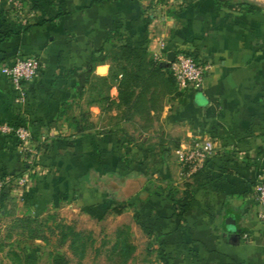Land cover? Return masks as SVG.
Listing matches in <instances>:
<instances>
[{
	"label": "crops",
	"instance_id": "obj_1",
	"mask_svg": "<svg viewBox=\"0 0 264 264\" xmlns=\"http://www.w3.org/2000/svg\"><path fill=\"white\" fill-rule=\"evenodd\" d=\"M23 1L25 23L0 0V125L31 129L34 137L48 133L50 144L33 190L0 195V241L11 221L31 212L40 217L69 207L101 221L121 215L115 209L122 204L134 219L138 211L137 225L157 248L150 264H264L254 197L264 181V0H248L261 9L256 13L217 0H169L162 20L154 12L166 0ZM126 41L152 56L186 53L210 63L203 89L166 99L158 132H142L140 141L127 124L73 134L66 113L108 74L102 61ZM29 57L42 67L18 103L1 69ZM197 136L213 137L222 149L187 176L177 150ZM20 144L0 132V178L26 171ZM135 179L140 198L121 199L120 187ZM229 218L241 232L226 226ZM10 236L32 248L0 245V264H69L65 248L58 254L42 240Z\"/></svg>",
	"mask_w": 264,
	"mask_h": 264
},
{
	"label": "rangeland",
	"instance_id": "obj_2",
	"mask_svg": "<svg viewBox=\"0 0 264 264\" xmlns=\"http://www.w3.org/2000/svg\"><path fill=\"white\" fill-rule=\"evenodd\" d=\"M113 90L109 93L107 87H104L101 95L89 91L73 104L65 115L68 119L66 121L68 129L73 134L75 133L70 125L75 119L79 120L82 125H91L90 131L127 124L130 133L134 137L137 136L138 141H140L138 136L143 134L142 132L157 129L158 115L154 116V121L151 123L140 119L132 123L120 121V111L115 105L111 106L107 98L108 95L110 99L116 97L117 93ZM122 214H115L96 221L69 207L62 208L58 212L43 214L40 217L31 212V217L39 218L38 223L33 225L35 232L32 235L39 233L45 237L47 241L44 242L50 244V247L58 254L63 253L61 250L65 248L64 254L68 257L69 264H150L157 248L137 225L132 214H127V212ZM14 220L6 226L4 232L9 237L3 238L2 236L0 245L11 246L13 249L17 246L18 249L24 251L30 250L32 246L29 242L11 239L12 234H23L21 230L13 228ZM64 235L66 238H63ZM24 237L26 240H31L26 235Z\"/></svg>",
	"mask_w": 264,
	"mask_h": 264
},
{
	"label": "built area",
	"instance_id": "obj_3",
	"mask_svg": "<svg viewBox=\"0 0 264 264\" xmlns=\"http://www.w3.org/2000/svg\"><path fill=\"white\" fill-rule=\"evenodd\" d=\"M169 0L160 4L154 12L155 19H161L163 10ZM7 13L12 15L15 21L25 23L26 8L23 0H7ZM165 45H161L164 49ZM157 61H166L167 54L159 52L153 55ZM42 64L39 58L29 57L27 59H18L11 65L3 66L1 73L8 77L18 94L17 102L24 103L27 99V87L40 73ZM212 65L208 62L196 59L185 53L178 54L175 63L171 66V71L176 79L180 92L202 90ZM0 132L3 134L15 135L20 141V154L26 161L28 167L20 176H7L0 178V195L6 190L16 197H23L29 191L36 178L43 174L44 169L40 164L41 156L47 152L50 144L48 133L34 137L31 129L25 127H14L9 124L0 125ZM222 147L211 136H197L188 144L182 145L177 150V157L180 166L184 169L187 176L198 173L208 160L212 159ZM254 197L260 207L258 219L264 225V181H260L254 188ZM244 240H250V235L244 234Z\"/></svg>",
	"mask_w": 264,
	"mask_h": 264
},
{
	"label": "trees",
	"instance_id": "obj_4",
	"mask_svg": "<svg viewBox=\"0 0 264 264\" xmlns=\"http://www.w3.org/2000/svg\"><path fill=\"white\" fill-rule=\"evenodd\" d=\"M217 2L221 7L238 8L248 13L261 11L259 7L248 0H217ZM187 55L192 56L190 54ZM102 63L110 65L109 72L106 76L99 78L97 82L92 83L90 91L101 95L104 87H107L109 93L116 89V97L110 99V95H108L109 97L107 98L111 102L110 105H115L116 109L120 111L119 117L122 122L132 123L140 119L151 123L154 121L155 115L162 113L166 99L183 95L178 89L171 67L169 68L165 63L155 60L154 56L145 51H137L134 44L130 41L117 46L110 55L106 56ZM70 125L75 130V134H83L92 129L91 125H82L77 119ZM48 149L49 146L47 147ZM140 150L144 151L142 147ZM127 169L128 164L125 162L123 163V171ZM141 188L142 183L139 180L127 181L124 186L120 187L119 196L121 199L132 201L134 196L139 195L138 192ZM31 190L33 189L31 188L26 193L31 192ZM4 193L5 191L1 196ZM138 198H140V195ZM173 202L174 207L180 204V201L173 200ZM183 207L186 208V206ZM125 209L126 206L121 204L115 209V213L122 214ZM135 219L140 223L141 219L138 211L135 213ZM38 221V217L31 216L16 218L13 228L21 230L24 236L26 235L31 240H43L46 242V238L39 233L32 235L35 232L33 225L38 223ZM142 228L144 229L143 226ZM63 238H66V235Z\"/></svg>",
	"mask_w": 264,
	"mask_h": 264
},
{
	"label": "water",
	"instance_id": "obj_5",
	"mask_svg": "<svg viewBox=\"0 0 264 264\" xmlns=\"http://www.w3.org/2000/svg\"><path fill=\"white\" fill-rule=\"evenodd\" d=\"M176 53L174 52H171L168 54L167 56V63H166V66L167 67H171L173 63H175V60H176ZM226 226L233 232V233H239L241 231H239L237 228H236V223H235V219L233 218H229L226 220Z\"/></svg>",
	"mask_w": 264,
	"mask_h": 264
}]
</instances>
